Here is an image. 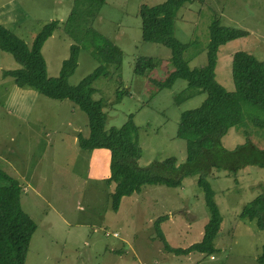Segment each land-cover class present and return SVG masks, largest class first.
<instances>
[{
    "label": "rangeland",
    "instance_id": "1",
    "mask_svg": "<svg viewBox=\"0 0 264 264\" xmlns=\"http://www.w3.org/2000/svg\"><path fill=\"white\" fill-rule=\"evenodd\" d=\"M163 1L106 0L91 25L123 51L121 68L109 65V76L94 82L93 98L105 104V129L120 127L133 116L139 127L142 167L170 156L178 164L185 161L186 140L177 136L181 115L207 97L184 78L169 87L160 85L175 69L171 49L142 39L139 12L142 4ZM74 5L75 0H0V22L31 46L45 24L65 21ZM215 18L248 31L218 51L215 79L233 91L237 51L264 61V0H191L183 5L175 20V36L190 43L183 57L191 68L207 62L209 26ZM89 38L56 29L42 48L48 75H59L73 43L80 52L69 83L77 84L94 71L100 62ZM140 57H153L154 68L137 73ZM20 66L12 53L0 48V167L19 179L21 205L37 223L25 264H258L264 229L256 218L240 214L264 193V167L248 164L237 172L215 168L207 179L223 218L216 249L211 254H176L166 249L155 221L165 216L159 227L171 247L185 248L201 240L210 212L198 174L174 187L146 184L140 192L123 196L114 210V183L107 181L111 150L79 146V134L88 136L90 128L86 112L72 100L50 98L3 75ZM184 93H191L190 97L178 102L176 96ZM241 109V123L223 136V145L232 149L250 139L264 148V109L246 100L241 101Z\"/></svg>",
    "mask_w": 264,
    "mask_h": 264
},
{
    "label": "trees",
    "instance_id": "2",
    "mask_svg": "<svg viewBox=\"0 0 264 264\" xmlns=\"http://www.w3.org/2000/svg\"><path fill=\"white\" fill-rule=\"evenodd\" d=\"M105 1L75 0L68 18L62 22L52 20L45 24L31 46L0 22V48L12 53L21 65L4 71L3 75L12 76L17 85L31 86L50 98L70 99L86 112L90 133L88 136L79 134L77 142L83 149L105 147L111 150V174L107 181L114 183L111 193L114 210L118 209L123 196L140 192L146 184L174 187L181 185L185 177L198 174L197 182L203 190L210 212L201 240L185 248L171 247L159 227L165 216L157 218L155 226L158 236L169 251L176 254H189L192 251L211 254L216 249L214 241L223 218L207 177L215 168L237 172L248 164L264 167V148L257 147L250 139L232 149L225 147L222 142L228 130L241 123L242 100L264 109V61L251 53L237 51L233 55L232 72L235 90L229 91L215 79L218 51L221 45L244 36L248 31L225 26L215 18L209 26L207 62L203 66L191 68L183 57L190 43H183L175 36L177 13L191 0H164L153 5L142 4L139 12L142 19V39L169 47L171 62L175 66L166 81L161 82V87H169L177 78H184L190 87L207 92V97L201 105L188 109L181 115L177 136L186 140L185 161L178 164L176 157L170 156L155 160L146 167L139 166V127L133 116L120 127L105 129V104L103 100L93 98L96 91L94 82L101 76H109V65L119 70L123 61L121 47L91 27ZM60 27L69 36L78 37L82 33L85 37H90L92 53L100 62L94 71L77 84L69 83V77L78 66L80 46L77 43L71 45L70 55L63 61L59 75L49 76L47 73L42 48ZM154 66L153 57H140L135 71L145 74ZM190 94L177 95V101L189 98ZM120 98L121 94L118 95V99ZM261 124L264 125V120ZM22 188L18 178L0 167V264H25L33 233L37 229V223L21 205ZM240 216L256 218L258 226L264 229V193L248 202ZM257 260L258 264H264V246Z\"/></svg>",
    "mask_w": 264,
    "mask_h": 264
}]
</instances>
